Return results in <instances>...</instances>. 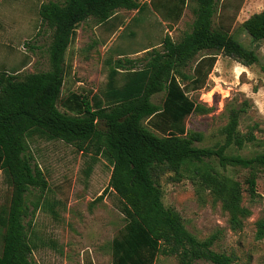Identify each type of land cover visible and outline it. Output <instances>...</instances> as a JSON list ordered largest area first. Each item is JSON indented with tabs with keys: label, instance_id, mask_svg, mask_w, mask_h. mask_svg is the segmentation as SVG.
I'll return each instance as SVG.
<instances>
[{
	"label": "trees",
	"instance_id": "trees-1",
	"mask_svg": "<svg viewBox=\"0 0 264 264\" xmlns=\"http://www.w3.org/2000/svg\"><path fill=\"white\" fill-rule=\"evenodd\" d=\"M218 2L150 0L152 8L172 22L190 6L194 15L191 31L178 42L166 36L161 50L146 52L142 67L134 60H118L100 94H70L62 102L65 112L59 110L58 102L66 53L78 26L90 17L103 24L117 10L140 12L147 4L140 0H63L40 6L42 21L53 30L49 70L22 78L17 71L0 73V171L12 188L10 201L0 208V264H34L32 220L43 205L52 209L42 200L49 186L47 178L30 152V140L35 137L74 145L83 154L103 157L111 165L107 188L118 195L126 221L123 233L112 242L111 264H155L159 256L176 257L179 264H232L231 256L213 249L216 235L198 239L181 215L164 205L160 187L166 173L183 176L187 172L199 189L221 203L233 230L242 229L244 219L251 215L242 205L241 183L209 162L216 160L223 170H249L248 192L252 198L257 195L264 151L252 157L230 153L256 141L251 131L243 134L239 130L248 102L228 110V123L221 130L223 143L215 147L197 146L204 134L188 131L185 125L191 114L211 111L192 100L187 90L206 87L219 55L245 67L260 61L256 50L243 46L228 29L214 25ZM242 26L255 43L264 42V8ZM159 93H165L162 106L152 101ZM34 191L40 195L30 200ZM256 227V239L263 240L264 218Z\"/></svg>",
	"mask_w": 264,
	"mask_h": 264
},
{
	"label": "rangeland",
	"instance_id": "rangeland-1",
	"mask_svg": "<svg viewBox=\"0 0 264 264\" xmlns=\"http://www.w3.org/2000/svg\"><path fill=\"white\" fill-rule=\"evenodd\" d=\"M48 1L63 0H0V73L18 77L49 70L48 47L53 30L39 14L40 6ZM147 6L143 11L117 10L114 17L100 24L93 17L82 22L66 53V72L58 108L72 93L93 96L106 87L108 73L118 60H134L138 67L146 52L161 50L166 36L180 41L192 29L194 15L186 7L177 22L164 18L152 8L150 0H140ZM264 0H219L214 25L228 29L230 34L248 49L256 50L259 63L245 67L233 59L219 55L204 89L187 90L197 104L211 109L208 114L194 113L185 120L188 131L204 134L199 147H215L223 143L221 130L228 123V110L248 102L239 130L251 131L254 143L230 153L252 157L264 151V42L255 43L242 24L260 13ZM148 49V50H145ZM240 65L247 72L236 75ZM122 71V70H121ZM247 87V91H244ZM211 93L210 98L208 94ZM165 93L152 101L162 106ZM259 101V103H258ZM102 127L103 124L101 123ZM33 162L37 163L48 181L43 205L32 220L31 238L36 244L34 264H111L112 242L120 237L126 224L118 195L108 189L112 167L105 158L91 157L74 145L60 140L35 137L30 140ZM221 173L242 185V205L251 215L244 219L240 230H233L221 203L207 190H201L190 173L178 176L166 173L160 179L163 202L176 210L186 228L198 239L211 235L217 239L213 249L231 256L232 264H264V239H256V223L264 218V170L258 172L257 195L252 198L246 179L249 170L228 167L223 170L216 160L209 161ZM12 188L0 171V208L8 204ZM40 192L34 191L30 200ZM2 238L0 231V252ZM155 264H179L176 257L159 256ZM194 264H212L198 261Z\"/></svg>",
	"mask_w": 264,
	"mask_h": 264
},
{
	"label": "clouds",
	"instance_id": "clouds-1",
	"mask_svg": "<svg viewBox=\"0 0 264 264\" xmlns=\"http://www.w3.org/2000/svg\"><path fill=\"white\" fill-rule=\"evenodd\" d=\"M234 71H235L236 75L239 76L240 73L247 72V69L242 67V66H240V65H236ZM244 91H247V87H245ZM258 95L264 96V90H260ZM210 96H211V93H209L208 97H206V98H210ZM258 103H259V101H258ZM261 107H262V110H264V105H262Z\"/></svg>",
	"mask_w": 264,
	"mask_h": 264
}]
</instances>
